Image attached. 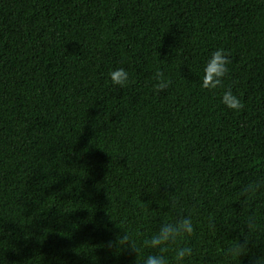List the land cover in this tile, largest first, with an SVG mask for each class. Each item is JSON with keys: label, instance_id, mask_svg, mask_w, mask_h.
Segmentation results:
<instances>
[{"label": "trees", "instance_id": "trees-1", "mask_svg": "<svg viewBox=\"0 0 264 264\" xmlns=\"http://www.w3.org/2000/svg\"><path fill=\"white\" fill-rule=\"evenodd\" d=\"M217 48L229 72L203 89ZM261 175L264 0H0V264H142L156 252L142 241L179 211L170 196L194 234L163 255L190 244L186 264H222L239 219L264 239V195L235 201Z\"/></svg>", "mask_w": 264, "mask_h": 264}, {"label": "clouds", "instance_id": "clouds-1", "mask_svg": "<svg viewBox=\"0 0 264 264\" xmlns=\"http://www.w3.org/2000/svg\"><path fill=\"white\" fill-rule=\"evenodd\" d=\"M229 64L228 54L223 48L212 51L204 63L200 86L203 89H214L220 86L229 72ZM108 76L111 83L120 88L129 82V73L123 67L112 69ZM153 79L156 81L154 87L157 91H162L169 85V81L159 69L155 71ZM219 102L225 109L233 110L236 113L244 107L239 96L234 94L231 88L222 92ZM236 195L235 201L240 202L243 207L256 201L261 195H264V175L242 183ZM167 199L170 207L179 211L176 212L174 219L161 223L154 233L142 241L144 247L156 250V252L145 256L142 264H186L194 255V250L190 244L177 245L171 261L163 255L169 244H174L177 240L187 239L194 234L192 212L189 210L187 214H184V206L178 197L170 196ZM239 221V225L235 224V227H239L243 240L229 239L219 253L222 264H236V262L240 264L241 257L245 255L249 256V264H264V239L258 236L259 228L256 218L249 216L246 220L239 219ZM115 244L117 247L130 246L136 254L138 252L132 236L128 232L121 231L115 238ZM250 244L257 246V251L252 252L251 255H249Z\"/></svg>", "mask_w": 264, "mask_h": 264}]
</instances>
